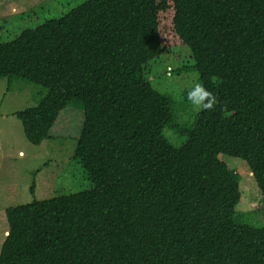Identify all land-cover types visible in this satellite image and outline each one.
<instances>
[{
    "label": "trees",
    "instance_id": "1",
    "mask_svg": "<svg viewBox=\"0 0 264 264\" xmlns=\"http://www.w3.org/2000/svg\"><path fill=\"white\" fill-rule=\"evenodd\" d=\"M174 48L217 98L180 148L145 76ZM0 78L46 91L14 113L32 145L83 109L73 158L93 184L8 208L0 264H264V227L234 221L240 186L218 158L244 161L264 201V0H86L0 43Z\"/></svg>",
    "mask_w": 264,
    "mask_h": 264
},
{
    "label": "rangeland",
    "instance_id": "2",
    "mask_svg": "<svg viewBox=\"0 0 264 264\" xmlns=\"http://www.w3.org/2000/svg\"><path fill=\"white\" fill-rule=\"evenodd\" d=\"M85 1L0 0V43L11 41L23 30L46 20L61 17ZM187 49L166 51L145 67L153 89L169 99L172 122L164 127L163 134L175 148L187 141V133L194 128L198 115L186 99L190 87L199 83L194 61L185 57ZM7 88V78H0V250L8 228V208L93 188L80 162L73 158L83 127V109L75 103L66 106L50 130V138L35 146L27 141L14 113L37 105L41 93L46 91L23 80H15ZM218 158L234 171L240 186L234 221L264 227V201L247 164L223 154Z\"/></svg>",
    "mask_w": 264,
    "mask_h": 264
},
{
    "label": "clouds",
    "instance_id": "3",
    "mask_svg": "<svg viewBox=\"0 0 264 264\" xmlns=\"http://www.w3.org/2000/svg\"><path fill=\"white\" fill-rule=\"evenodd\" d=\"M186 99L197 113L213 110L217 103V98L200 83L190 87L186 93Z\"/></svg>",
    "mask_w": 264,
    "mask_h": 264
},
{
    "label": "crops",
    "instance_id": "4",
    "mask_svg": "<svg viewBox=\"0 0 264 264\" xmlns=\"http://www.w3.org/2000/svg\"><path fill=\"white\" fill-rule=\"evenodd\" d=\"M7 230H8V228H6V229L4 230V236L6 235Z\"/></svg>",
    "mask_w": 264,
    "mask_h": 264
},
{
    "label": "water",
    "instance_id": "5",
    "mask_svg": "<svg viewBox=\"0 0 264 264\" xmlns=\"http://www.w3.org/2000/svg\"><path fill=\"white\" fill-rule=\"evenodd\" d=\"M6 235H8V233H6Z\"/></svg>",
    "mask_w": 264,
    "mask_h": 264
}]
</instances>
